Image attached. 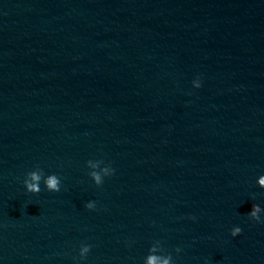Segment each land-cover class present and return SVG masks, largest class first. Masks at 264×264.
<instances>
[{
  "label": "clouds",
  "instance_id": "9594fccd",
  "mask_svg": "<svg viewBox=\"0 0 264 264\" xmlns=\"http://www.w3.org/2000/svg\"><path fill=\"white\" fill-rule=\"evenodd\" d=\"M200 87V85L198 86ZM90 163V161L88 162ZM104 172L107 176L112 175L114 170L110 167L109 169H104ZM93 181L97 186L101 185L103 180L101 179V176L98 172H91L89 173ZM44 176V173L42 170H36V171H31L27 173L26 179L24 180V186L26 190L30 193L37 194L41 191L40 188V181L42 177ZM60 179L56 175H49L44 179V184L46 186V189L51 192H59L60 191ZM258 184L260 187L264 188V175L261 176V178L258 181ZM86 207L88 209H93L95 207V204L93 202H88L86 204ZM261 208L259 205L253 204L251 211L248 213L249 217L256 222H264L261 221L260 218V213ZM194 219V217H193ZM242 229L240 227H233L231 230V235L233 237L241 234ZM90 245H82L80 248V258L86 257V254L90 251ZM150 251H155V249H150ZM177 252L180 251L179 248L176 249ZM146 264H172V256L168 255L167 258L164 260H160L159 257L155 255H149L147 257Z\"/></svg>",
  "mask_w": 264,
  "mask_h": 264
}]
</instances>
